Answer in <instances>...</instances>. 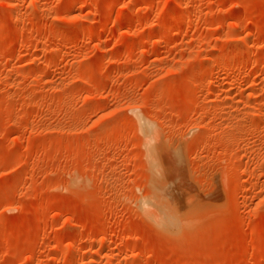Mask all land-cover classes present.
Returning a JSON list of instances; mask_svg holds the SVG:
<instances>
[{
	"label": "rangeland",
	"instance_id": "1",
	"mask_svg": "<svg viewBox=\"0 0 264 264\" xmlns=\"http://www.w3.org/2000/svg\"><path fill=\"white\" fill-rule=\"evenodd\" d=\"M0 264H264V0H0Z\"/></svg>",
	"mask_w": 264,
	"mask_h": 264
},
{
	"label": "bare ground",
	"instance_id": "2",
	"mask_svg": "<svg viewBox=\"0 0 264 264\" xmlns=\"http://www.w3.org/2000/svg\"><path fill=\"white\" fill-rule=\"evenodd\" d=\"M138 117H140V115H138ZM141 119H143V118H141ZM139 121H140V118H139ZM148 121H144V120H142L141 121V123H140V126H141V132L143 133V135L147 138V137H149L150 138V141H149V139L147 140V142L148 143H151L150 144V149H149V152H150V156H148V158H149V162L151 161V166H150V169H151V173H153L152 174V176L154 175V176H156V177H152V179H156L157 181L158 180H162L161 178L159 179L158 177H160L159 175V167H160V165H159V163H158V160L156 159V158H158V157H156V155H155V151L156 150H154V147H153V145H152V143H153V141H151V137L150 136H152L151 134H152V127H151V125L150 124H148L147 123ZM155 141V140H154ZM147 143V144H148ZM151 159V160H150ZM150 164V163H149ZM160 173H161V171H160ZM178 181V180H177ZM160 181H158V182H156V183H152L153 184V197L152 198H150V199H145V200H143V201H141L140 203H139V205H138V207L140 208V207H142V209L141 210H143L144 209V211H145V214H147L146 216L148 217L149 216V218L151 219V220H153L156 224H157V226H160V227H165V228H167V227H170V226H173V225H175L174 223H175V218H173V214L174 213H172V209H175V208H172L171 207V203L167 200V196H170V194H168L169 192H168V190H167V194H165V195H167L166 197V199L165 198H163L162 197V193H163V190H165L164 188H167V187H165V186H167L166 184L165 185H163L162 186V184L163 183H159ZM177 184H179V183H177ZM183 184V183H182ZM164 187V188H163ZM169 188V187H168ZM172 188V187H171ZM176 188V187H175ZM169 191H171V190H169ZM176 194V193H175ZM175 194H174V197H175ZM164 196V195H163ZM177 197H179L178 195H177ZM176 199V198H175ZM180 199V198H179ZM173 199H171L170 201H172ZM181 202V201H180ZM173 203L174 202H172V206H173ZM183 203V202H182ZM175 204V203H174ZM177 204V203H176ZM183 205H181V207H182ZM177 207V206H176ZM172 208V209H171ZM176 211H178V210H176ZM179 212V211H178ZM155 224V225H156Z\"/></svg>",
	"mask_w": 264,
	"mask_h": 264
}]
</instances>
